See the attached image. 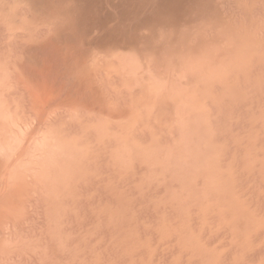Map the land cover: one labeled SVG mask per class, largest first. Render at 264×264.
I'll list each match as a JSON object with an SVG mask.
<instances>
[{
    "label": "bare ground",
    "instance_id": "6f19581e",
    "mask_svg": "<svg viewBox=\"0 0 264 264\" xmlns=\"http://www.w3.org/2000/svg\"><path fill=\"white\" fill-rule=\"evenodd\" d=\"M0 264H264V0H0Z\"/></svg>",
    "mask_w": 264,
    "mask_h": 264
}]
</instances>
